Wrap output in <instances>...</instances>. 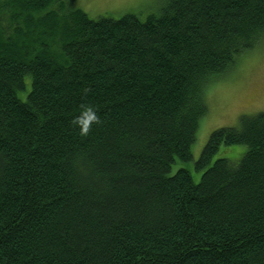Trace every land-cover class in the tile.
I'll list each match as a JSON object with an SVG mask.
<instances>
[{
	"label": "trees",
	"instance_id": "obj_1",
	"mask_svg": "<svg viewBox=\"0 0 264 264\" xmlns=\"http://www.w3.org/2000/svg\"><path fill=\"white\" fill-rule=\"evenodd\" d=\"M33 13L54 35L22 39L11 22ZM8 19L0 264H264V112L211 134L199 182L172 174L193 161L206 89L263 40L264 0L97 19L64 0H0ZM231 146L246 149L238 161L215 157Z\"/></svg>",
	"mask_w": 264,
	"mask_h": 264
},
{
	"label": "rangeland",
	"instance_id": "obj_2",
	"mask_svg": "<svg viewBox=\"0 0 264 264\" xmlns=\"http://www.w3.org/2000/svg\"><path fill=\"white\" fill-rule=\"evenodd\" d=\"M165 2L166 0H64L67 10L79 8L92 19L101 16L120 18L127 13H134L144 18L149 13L159 12ZM45 11L42 13L45 14ZM41 16L43 15L38 13L23 15L18 22H11V26L19 25L18 27L23 33L22 39L25 38L31 42L32 38L29 34L34 33L33 36H35V33L46 32L41 27L35 30L36 27H39L38 24H43ZM6 18L8 17L4 19ZM25 18L29 20H25ZM7 23H10L9 19L0 26L6 28ZM46 33L54 35L50 31ZM50 35L43 39L39 36L41 38L39 43L50 41L51 51L53 50L57 55L60 53V38ZM37 39L38 37L34 46L39 48ZM22 98L25 99V96ZM205 102L207 114L199 124L192 151L193 161L190 163L178 162L172 169V174L183 167L189 169L195 182L200 181L203 171H196L194 163L199 159L211 134L220 128L237 127L241 116H254L264 112V38L255 49L238 59L230 74L209 85L205 92ZM245 150L244 146L222 147L215 157H228L232 161H238Z\"/></svg>",
	"mask_w": 264,
	"mask_h": 264
}]
</instances>
